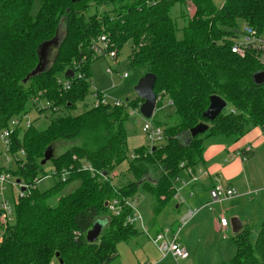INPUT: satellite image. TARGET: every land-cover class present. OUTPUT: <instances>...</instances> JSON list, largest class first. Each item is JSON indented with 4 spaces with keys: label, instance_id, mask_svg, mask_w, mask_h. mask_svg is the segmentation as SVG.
Segmentation results:
<instances>
[{
    "label": "trees",
    "instance_id": "obj_1",
    "mask_svg": "<svg viewBox=\"0 0 264 264\" xmlns=\"http://www.w3.org/2000/svg\"><path fill=\"white\" fill-rule=\"evenodd\" d=\"M33 1L0 0V132L12 118L29 113L28 102L39 93L56 111L37 113L48 120L45 128L32 124L13 134L12 150L22 149L25 157L15 170L5 171L26 183L29 191L15 196L10 220L5 227L0 224V264H107L117 256L119 243L140 232L124 224L129 208L123 207L115 217L104 203L135 199L141 191L152 199V213L158 214L174 196L173 180L183 170L180 164L192 168L201 162L204 139L223 136L237 141L253 128L264 135V84L252 80L262 68L253 54L240 58L230 51L241 27L264 34V0H224L220 7L212 0H39L35 14ZM189 1L195 8L190 18L185 12ZM175 4L180 8L174 16ZM102 34L118 53L129 45L128 66L143 69L142 76L154 75L155 96H165L156 112L165 106L170 110L169 123L160 125L157 119L153 123L163 128L162 146L154 151L147 145L135 149L134 159L127 157L124 122L128 109L142 104L136 95L124 107L84 105L76 116L56 114L89 99L94 87L89 65L99 59L93 58L89 46ZM54 37L57 46L48 67L31 76L40 60L48 64V50L44 60L41 50L50 41L53 48ZM80 62L81 78L71 79L68 91L59 90L57 81ZM211 96L225 101L227 109L207 121L202 113ZM200 123L208 130L188 137ZM184 135L186 143L180 140ZM60 142L73 144L49 160L53 175L72 166L73 171L40 192L34 183L46 174L40 164L44 151L48 147L53 151ZM80 161L98 174L79 170L84 163ZM124 162L131 181L113 186L110 175ZM149 175H155L149 180L153 184L143 180ZM71 183L74 189L61 195ZM95 223L103 224V229L90 244L85 235ZM253 232L254 226H249L234 235L235 254L225 264H264V221L254 237Z\"/></svg>",
    "mask_w": 264,
    "mask_h": 264
},
{
    "label": "rangeland",
    "instance_id": "obj_2",
    "mask_svg": "<svg viewBox=\"0 0 264 264\" xmlns=\"http://www.w3.org/2000/svg\"><path fill=\"white\" fill-rule=\"evenodd\" d=\"M216 7L222 5L224 0H212ZM39 7V0L33 1L32 13L35 14ZM179 4H175L172 8V14H179ZM186 10V11H185ZM186 16L190 18L195 11L194 6L191 2H187L185 6ZM179 20V19H178ZM180 25V21H178ZM178 25V26H179ZM260 32V31H259ZM62 31L60 29V36H62ZM56 38L54 37V46L51 48L52 41H50L47 46L45 53L47 63L45 66L49 65L50 59L53 58L55 54ZM117 50V49H116ZM130 54L129 45L124 46L118 53L116 60H110L108 58H99L94 60L89 65V75L92 83V87L100 92L105 93L111 98H115L121 101L133 99L135 97L134 87L136 86L139 79L142 77L143 69L131 68L128 66V56ZM48 67V66H47ZM106 69H111V73H107ZM127 73V78H122V73ZM64 76V75H63ZM60 79H64V77ZM92 103V99H86L85 103H77L74 110L60 109L57 111V115H70L76 116L82 113L84 110V105L89 107ZM29 108V109H28ZM227 107L222 111L224 112ZM26 110L30 111V103L26 106ZM169 109L166 106L162 111L154 113L151 119H148L152 124L156 119L162 125L163 122L167 121V114ZM28 113V112H27ZM24 114V113H22ZM128 114V112H127ZM21 115V114H20ZM48 115V114H47ZM29 118L33 121V126L41 130L47 126L48 120L45 116H38L34 111L28 113ZM146 119L140 117L136 113L128 115V118L124 122V128L127 137V157L133 154V150L145 147L146 140L143 132L141 131L142 126ZM163 129V128H162ZM215 138V137H214ZM211 139V138H210ZM215 139H222L217 137ZM223 140V139H222ZM73 143L60 142L55 149H53V155L62 154L63 151L68 149ZM52 149V148H51ZM2 151V144L0 141V153ZM4 161V159H1ZM84 162V161H80ZM81 164H85L81 163ZM17 163L11 160L7 165L8 170H15ZM248 168H250V179L252 180L251 185L257 187L252 190H259V188L264 187V156L260 163H250ZM45 171L44 178L40 179L36 183L35 188L40 191H46L51 187L55 186L59 182V177L53 175V168L50 161L46 162L43 166ZM127 163H122L117 167L113 173L110 175V179L113 186L119 187L131 181V174L127 171ZM156 174V173H155ZM157 175V174H156ZM155 178L151 175L144 177V181H153ZM150 180V181H149ZM153 184V183H152ZM75 187V183L68 184L64 187L61 195L70 193ZM13 193L15 192L11 186H6L3 190L4 198L12 203ZM259 193V192H258ZM1 194V193H0ZM16 198V197H15ZM185 198V197H184ZM134 202L135 208L140 212L143 217L145 228L150 231L148 233L143 232L139 229L140 234L134 237L127 243H119L116 246L117 256L107 264H225L235 253V245L233 243V234L228 233V235L223 238V234L216 233L214 231L205 232L200 228H192L190 234L187 236L188 241V252L189 259L187 261L174 262L173 259L167 257L161 259V253L159 252L157 246L152 242L151 238L154 236L152 234V228L154 225H158L161 228H168L171 233H175L178 224V215L174 209L175 203L171 199L168 201L158 214L152 213V208L149 207L152 203V199L148 197L143 192L139 191L135 197ZM186 199L189 197L186 195ZM1 201V199H0ZM184 207V206H183ZM183 207L181 208L183 212ZM240 211L251 220V224L254 226L253 237L257 234L258 222L264 220V192L261 194L260 200L257 196H246L244 199V205L240 208ZM138 224L135 226L137 227ZM182 235V234H181ZM180 236V233H179Z\"/></svg>",
    "mask_w": 264,
    "mask_h": 264
},
{
    "label": "crops",
    "instance_id": "obj_3",
    "mask_svg": "<svg viewBox=\"0 0 264 264\" xmlns=\"http://www.w3.org/2000/svg\"><path fill=\"white\" fill-rule=\"evenodd\" d=\"M188 137L185 135L182 136L180 138L181 142L186 143ZM217 137H220L223 140L215 139ZM215 138L209 137L204 139L202 143L203 152L201 162L192 168H186L184 167V164H180V167L183 170L173 180L174 196L172 199L175 203L174 209L179 216L177 230L173 234L177 236L176 241L187 251L188 258L185 260H177L170 254L165 256L161 254V259L170 257L176 263L179 261H187L190 256L188 252V241L186 238L190 234L189 232L192 228H200L205 232L214 231L216 233H221L223 234V238H225L228 233L233 234L234 237V235L244 227L254 225L253 223L252 225L251 220L240 211V208L244 205V199L246 196H257L260 200L261 194L264 192V187L252 192V190L257 187L251 185L252 180L250 179V168H248L250 163H260L264 156V135L259 128H253L237 141L223 136H216ZM248 145L252 146V152L244 160L240 156V152H242ZM188 170H190V173ZM202 172H206L207 175H201ZM215 184H219L223 189H233L236 195L219 202H212L209 197V191ZM14 190V193L11 190L13 195L12 203L4 198L3 191L0 192V204L3 201H7L13 205L16 196V189ZM186 195L189 197L188 200L186 199ZM135 201L136 199H131V204L134 207ZM149 207H151V204ZM182 207L183 212H181ZM220 218H225L227 220L228 223L226 228L220 227ZM230 218H237L241 224V229L237 233H233L231 230L229 223ZM142 221V226L137 225V227H134L138 231L141 229L143 232L147 233L148 229L145 228L143 217ZM260 222H258V224ZM151 228L153 230L152 234L154 235L151 238L152 242L158 234H161L164 231L171 233L168 228H161L158 225H154ZM149 232L150 231H148V233ZM1 235L2 231H0V239ZM233 256L230 259H232Z\"/></svg>",
    "mask_w": 264,
    "mask_h": 264
},
{
    "label": "built area",
    "instance_id": "obj_4",
    "mask_svg": "<svg viewBox=\"0 0 264 264\" xmlns=\"http://www.w3.org/2000/svg\"><path fill=\"white\" fill-rule=\"evenodd\" d=\"M231 41L230 51L237 57L243 58L245 55L253 54L256 58V61L261 66L262 70H264V34L260 35L255 32L253 29L243 26L240 29V32L235 36ZM89 49L93 54V58H108L110 60H116L118 56V51L110 47V43L108 38L102 34L98 35L96 38L91 39ZM82 62L73 66L69 70L73 72L72 78H67L64 76V79H59L57 81L59 85V90L61 91H68L71 86V79L74 77L81 78L80 74V66ZM107 73H111L110 69H106ZM127 73H122V78H127ZM89 98L92 99V103L90 107L97 108L99 106H110V107H124L127 106L126 103L128 100H118L115 98H111L103 92L96 90L94 87L91 90V94ZM156 105L157 103H161L164 101L165 96L157 95L155 96ZM30 110L34 111L36 114L40 113L43 114L47 112L49 108H51V103L45 100L42 94H37L34 96L30 101ZM171 105V102H168ZM140 105L135 109H128V115L132 113L138 114L142 117L139 113ZM53 111H56L54 108H51ZM156 111V109H155ZM42 116V115H38ZM143 118V117H142ZM33 124V121L29 118L28 113L18 115L12 118L9 122L7 128H4L0 132V141L2 144V151L0 153V190H3L6 186H11L13 189H16V196L23 197L26 191H29V186L19 181L17 183L10 173L6 172L7 165L11 160H14L17 164H22L25 153L22 149L18 151H13V141L12 137L16 130H27ZM141 131L143 132L146 140L147 147L157 148L162 146L164 143V132L161 127H157L152 124L149 120L144 121ZM252 152V146H246L242 152H240V156L245 160L247 156H249ZM130 159H134V154H130ZM4 159V161H1ZM73 166L69 167L68 169H62L60 174L58 175L60 181H64L69 177L71 171H73ZM79 170L87 171L92 176L97 175L98 173L90 166L85 164L79 165ZM190 173V170H188ZM201 175L206 176V172H202ZM194 179V178H192ZM217 181V180H216ZM39 182L35 180L36 184ZM23 189L24 191H21ZM235 191L233 189H223L219 184H215L213 188L209 191V197L212 202H219L226 198H232L235 196ZM123 207L129 208L130 213L125 217L124 224L129 226H135L136 224L142 226V217L137 211V209L131 204V200H117L112 199L108 201L106 204L107 211L110 213L111 216L117 217L121 212ZM0 224L5 227L8 220H10L13 206L8 203L7 201H3L0 205ZM227 220L225 218H220L219 224L221 228L227 227ZM76 237L80 236L78 232H74ZM177 236L173 233L168 231H164L161 234H158L153 243L157 246L160 253L165 256L170 254L174 259L177 260H185L188 258L187 251L176 241Z\"/></svg>",
    "mask_w": 264,
    "mask_h": 264
},
{
    "label": "water",
    "instance_id": "obj_5",
    "mask_svg": "<svg viewBox=\"0 0 264 264\" xmlns=\"http://www.w3.org/2000/svg\"><path fill=\"white\" fill-rule=\"evenodd\" d=\"M72 1L74 2L75 0ZM48 45L49 43L45 44L42 47L41 50L42 60H44V56H45L44 51ZM45 65L46 63L40 60L38 65L31 72L30 75L33 76L41 72L44 69ZM64 76L67 78H72L73 72L71 70H66ZM155 80L156 78L154 75L147 73L139 79L136 86L134 87L135 95L140 100H142V104L140 105L139 108V113L146 120L151 119L153 117L156 109V99H155V94L153 92ZM252 80L255 85L264 84V70L255 73L252 76ZM23 83H25V81H23ZM226 106H227L226 102L223 101L221 98L217 96H211L209 99L207 109L202 113V118L207 121H213L220 115V113H222V111L226 108ZM207 130H208V126L204 123H200L190 129L189 136L190 138H195L198 135L205 133ZM154 149L155 148H152L153 151ZM52 157H53V151L50 147H48L44 151L43 158L40 163L41 166L45 165L46 162H48ZM16 182L19 183V180H17ZM21 191L24 190L21 189ZM106 204L107 203H104V207H106ZM229 223L233 233H237L241 229V224L237 218H230ZM102 229H103V224L95 223L85 235L86 242L90 244L95 243L98 240L102 232Z\"/></svg>",
    "mask_w": 264,
    "mask_h": 264
}]
</instances>
